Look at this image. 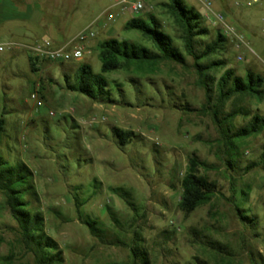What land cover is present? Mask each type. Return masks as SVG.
<instances>
[{
	"label": "rangeland",
	"instance_id": "1",
	"mask_svg": "<svg viewBox=\"0 0 264 264\" xmlns=\"http://www.w3.org/2000/svg\"><path fill=\"white\" fill-rule=\"evenodd\" d=\"M120 1L0 0V45L46 39L63 47L87 28L96 34L81 61L38 60L37 71L23 47L0 53V119L5 120L0 155L11 164H26L33 172L39 199L28 200L43 215L45 233L56 242L61 264H131L136 238L148 264H251L249 251L264 259V164L244 172L250 163L261 161L264 132L237 142L236 151L229 150L192 58L186 55L187 66L163 62L154 71L133 67L106 75L120 86L121 92L115 88L118 105L95 103L67 89V79L73 83L83 64L101 74L98 44L104 40L152 48L138 31L124 29L131 14L107 21L104 12L110 7L114 14L119 12ZM141 1L146 8L133 18L148 20L153 14L185 53L179 29L165 6L169 0ZM183 1L198 11L203 7L201 0ZM234 1L213 0V11L224 13L248 46L237 51L228 38L220 58L237 76L245 77L250 70L264 77V0L240 9ZM205 26L210 30L205 42L217 32L222 34L223 25L205 22ZM90 42L95 45L89 47ZM239 106L264 117V97L247 99ZM233 108L231 101L223 113ZM248 120L238 116L232 130ZM113 128L131 131L136 139L120 145ZM192 157L206 164L199 173L214 182L218 192L185 219L179 209L181 183ZM114 189L128 191L137 210ZM238 208L249 214L253 226L242 224ZM87 218L98 222L105 240L124 245L103 244L83 224ZM209 240L225 246L232 256L216 260L213 250L202 243ZM0 264H36L1 192Z\"/></svg>",
	"mask_w": 264,
	"mask_h": 264
},
{
	"label": "trees",
	"instance_id": "2",
	"mask_svg": "<svg viewBox=\"0 0 264 264\" xmlns=\"http://www.w3.org/2000/svg\"><path fill=\"white\" fill-rule=\"evenodd\" d=\"M169 13L175 21L180 32V40L183 43V53L174 43V38L163 30L159 20L149 14L148 20L134 17L128 20L124 26L126 31H138L147 40L152 48L140 46L131 41L107 39L98 44V57L101 62V74L93 72L92 67L83 64L77 68L73 83L68 82L67 89L79 94L95 103L103 105H118L121 103L115 97V88L121 92L116 82L106 78L108 74L127 72L131 68L143 71L155 68L163 63L170 62L181 66H187L186 55L193 60V67L198 77V83L206 91V96L213 120L220 129L224 141L228 144L229 150H237V142L247 140L264 132V117L260 114H252L239 106V103L247 99H258L264 97V77L247 71L245 77L237 76L234 70L227 68L229 63L220 56L226 52L229 40L221 33H216L215 38L210 42L205 39L210 37V30L205 26L200 12L195 8L188 7L183 0H169L165 4ZM30 65L33 71L37 59L30 57ZM225 69L219 77L217 73ZM233 102V110L224 114L226 104ZM185 111H191L189 106H182ZM206 109H208L206 107ZM249 118L247 123L236 130H232L231 124L238 117ZM5 130V120L0 119V146L2 135ZM112 134L120 145H125L136 139L131 131H124L113 128ZM264 151V147H263ZM264 164V152L261 161L252 162L244 169L245 173ZM206 164L192 157L189 166L182 180V195L179 201V209L184 218H189L198 208L211 202L218 192V187L207 177L200 175V167ZM228 166L234 169L233 162L228 161ZM34 175L30 168L24 164H11L0 155V192L6 197V204L11 216L17 222L22 243L34 255L36 264H61L63 262L61 253L56 242L46 235L44 230V217L36 209H33L29 197H34L38 202V194L33 186ZM116 195L125 200L134 211L136 205L132 201V195L123 189L112 190ZM240 220L244 226H253L249 214L244 213L241 208L237 209ZM91 234L105 245L120 246L124 243L120 240H105L103 230L96 220H82ZM116 222V220H114ZM136 237H138L136 235ZM141 240L136 238L131 248V264H148L146 252L141 246ZM205 247L213 250L214 258L222 257L219 261L225 260L224 256H232L225 246L218 242H202ZM251 264H264L262 257H256L252 251L248 252ZM229 262L225 263L228 264ZM201 264H207L203 262Z\"/></svg>",
	"mask_w": 264,
	"mask_h": 264
},
{
	"label": "built area",
	"instance_id": "3",
	"mask_svg": "<svg viewBox=\"0 0 264 264\" xmlns=\"http://www.w3.org/2000/svg\"><path fill=\"white\" fill-rule=\"evenodd\" d=\"M201 2L203 7L199 12L206 23L223 25L222 35L232 39L237 51H241L244 47L248 46L243 35L234 25L228 22L226 15L222 12L213 11V0H201ZM261 3L262 0H235L233 6L237 9L253 8ZM116 5L121 6L122 11L132 16L137 15L146 8L141 0H122ZM104 15L109 22H114L117 17L111 11V7L104 12ZM95 37L96 34L90 28H87L81 31L71 45L68 46L54 47L50 41L43 39L42 41L29 42L22 45H0V53L12 51L15 47L20 46L27 51L30 57L37 60H47L54 63L81 61L86 54L87 43ZM240 59L242 58L240 57ZM33 98L35 99V96ZM38 105L41 106V102H38ZM51 116H55V114L51 113Z\"/></svg>",
	"mask_w": 264,
	"mask_h": 264
},
{
	"label": "crops",
	"instance_id": "4",
	"mask_svg": "<svg viewBox=\"0 0 264 264\" xmlns=\"http://www.w3.org/2000/svg\"><path fill=\"white\" fill-rule=\"evenodd\" d=\"M116 15H117V17L119 18V17H122V16H124V15H126V14H128L127 12H124V11H122L121 9H120V11L119 12H117V13H115ZM131 18H133V16L131 15ZM130 18V19H131ZM34 19V18H33ZM129 19V20H130ZM128 21V20H127ZM126 21V22H127ZM125 22V23H126ZM33 36V35H32ZM52 36H55V35H52ZM50 39V38H49ZM51 40H53L54 41V39L52 38ZM90 45H89V47H92L93 45H95V43L94 42H90L89 43ZM88 54H90V51H89V53Z\"/></svg>",
	"mask_w": 264,
	"mask_h": 264
}]
</instances>
